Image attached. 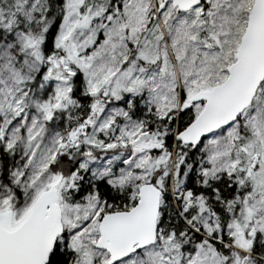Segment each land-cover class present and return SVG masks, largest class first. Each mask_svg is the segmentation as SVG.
I'll return each instance as SVG.
<instances>
[{
    "label": "snow or ice",
    "instance_id": "6c2138e0",
    "mask_svg": "<svg viewBox=\"0 0 264 264\" xmlns=\"http://www.w3.org/2000/svg\"><path fill=\"white\" fill-rule=\"evenodd\" d=\"M0 264H264V0H0Z\"/></svg>",
    "mask_w": 264,
    "mask_h": 264
}]
</instances>
